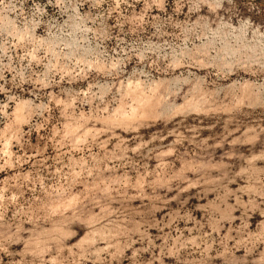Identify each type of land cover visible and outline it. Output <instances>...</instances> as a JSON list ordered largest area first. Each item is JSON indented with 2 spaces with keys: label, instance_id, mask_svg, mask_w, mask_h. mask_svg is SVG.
<instances>
[{
  "label": "rangeland",
  "instance_id": "374dc122",
  "mask_svg": "<svg viewBox=\"0 0 264 264\" xmlns=\"http://www.w3.org/2000/svg\"><path fill=\"white\" fill-rule=\"evenodd\" d=\"M2 235L48 264H264V0H0Z\"/></svg>",
  "mask_w": 264,
  "mask_h": 264
},
{
  "label": "clouds",
  "instance_id": "9594fccd",
  "mask_svg": "<svg viewBox=\"0 0 264 264\" xmlns=\"http://www.w3.org/2000/svg\"><path fill=\"white\" fill-rule=\"evenodd\" d=\"M97 218L93 223L88 222V214H83V217L79 221H73L71 224L68 225L69 229L73 232L78 231H90L94 232L96 234H105V235H113V238L116 239L115 233L113 231L114 227L118 228L119 226L113 225L112 218L107 215H100L96 214ZM16 240H13L11 236L8 235H2L0 236V252L7 253L9 256V259L7 262L3 260V257L0 256V264H48L46 260H44L42 257H40L35 251L29 252L27 249L24 250L23 253H16L15 250L9 252L8 246L10 243H16ZM116 243H119V240L116 239ZM110 248L116 247V244H109L107 245ZM130 247V244L128 245ZM49 253L54 252L55 249H48ZM17 255L21 256L20 260H17ZM167 255V251H161L160 255L158 257H153V264H164V258ZM113 257H109V259L106 260V264H111ZM177 264H184V261L182 259L177 260Z\"/></svg>",
  "mask_w": 264,
  "mask_h": 264
}]
</instances>
